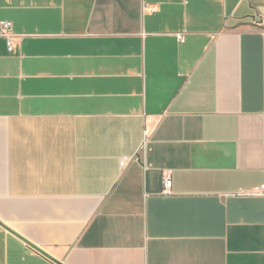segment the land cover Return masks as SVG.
Returning a JSON list of instances; mask_svg holds the SVG:
<instances>
[{"label":"crops","instance_id":"1","mask_svg":"<svg viewBox=\"0 0 264 264\" xmlns=\"http://www.w3.org/2000/svg\"><path fill=\"white\" fill-rule=\"evenodd\" d=\"M0 264H264V0H0Z\"/></svg>","mask_w":264,"mask_h":264},{"label":"built area","instance_id":"2","mask_svg":"<svg viewBox=\"0 0 264 264\" xmlns=\"http://www.w3.org/2000/svg\"><path fill=\"white\" fill-rule=\"evenodd\" d=\"M1 34L7 38V43L10 51L15 50V39L16 36L12 33V23L10 21H3L1 24ZM179 38L182 40L183 37L179 34ZM164 191L170 192L172 187V174L171 172H166L163 177Z\"/></svg>","mask_w":264,"mask_h":264}]
</instances>
